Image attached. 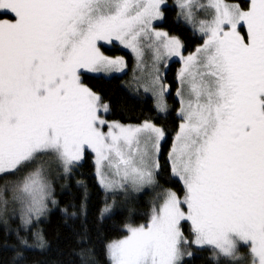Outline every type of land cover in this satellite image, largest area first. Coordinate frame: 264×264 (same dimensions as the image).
<instances>
[{
	"label": "snow or ice",
	"instance_id": "obj_1",
	"mask_svg": "<svg viewBox=\"0 0 264 264\" xmlns=\"http://www.w3.org/2000/svg\"><path fill=\"white\" fill-rule=\"evenodd\" d=\"M177 7L204 38L187 55L179 36L156 26L167 0H0V218L20 221L5 242L12 264L48 250L38 225L53 208L75 238L72 254L97 264L93 232L98 239L121 199L126 217L104 245L108 264H191L206 250L213 264H264V0ZM116 43L133 54L137 92L151 94L162 119L178 59L174 130L152 116L112 119L111 100L86 82L125 72V58L105 51ZM90 155L103 207L94 214L83 180L60 207L56 186ZM166 173L170 187L160 183ZM145 189L154 196L137 224Z\"/></svg>",
	"mask_w": 264,
	"mask_h": 264
},
{
	"label": "trees",
	"instance_id": "obj_2",
	"mask_svg": "<svg viewBox=\"0 0 264 264\" xmlns=\"http://www.w3.org/2000/svg\"><path fill=\"white\" fill-rule=\"evenodd\" d=\"M175 8L169 7L165 13V19L159 26L164 28L171 35L179 36L185 44V52L194 50L201 42L202 37L198 36L189 26L176 20ZM108 53L122 54L128 58L130 55L119 49H105ZM179 66L178 60H173L169 63L167 68V82L170 84V95L168 98L171 100L172 89L176 86L175 74ZM125 75L113 76L111 79H96L93 74H89L86 80L97 91L102 92L105 97L111 100L115 115L112 119L119 120L122 123H138L140 119L145 116H152L156 118L157 122L165 123L169 129L174 130L178 125V120L174 111L169 112L166 119L158 116L153 107V101L149 97L135 96L122 85V80ZM174 131L170 133L167 143L163 147V159L166 160L167 151L171 145V136ZM82 166L75 170L72 177L67 182V187L61 188L56 186V198L61 202L60 207L66 205L70 199V193L76 192V181L83 180L87 183L91 193V204L94 214L96 210L103 206L105 195L102 189L99 188L95 178L94 161L90 155L81 162ZM167 173L160 179V183L164 186H172L171 181H167ZM1 182V181H0ZM152 197V192L146 190L138 194L136 206L138 208V215L135 223H144L145 217L143 213L148 210L149 202ZM126 217V213L121 212L119 208L113 220H108L97 225L99 227V238H96L95 230L93 237L95 241V260L97 264H108V259L105 254L104 245L110 239L119 238L122 234L119 230L112 228L113 223H121ZM18 226V222L16 227ZM15 227V228H16ZM38 227L43 229L46 233V238L50 247L44 253L39 251H29L26 253L25 264H81L80 258L73 255V249L78 251V246L75 243V238L72 236L70 229L62 223V214L59 208L52 209L51 213L39 224ZM15 228L0 227V264H12L14 253L10 248L5 247V242L9 245L15 242V238L8 234V230ZM196 251V250H195ZM212 254L210 250L196 251L195 257L192 259L191 264H213Z\"/></svg>",
	"mask_w": 264,
	"mask_h": 264
},
{
	"label": "rangeland",
	"instance_id": "obj_3",
	"mask_svg": "<svg viewBox=\"0 0 264 264\" xmlns=\"http://www.w3.org/2000/svg\"><path fill=\"white\" fill-rule=\"evenodd\" d=\"M200 2H201V3H204V4H207V3L209 2V0H200ZM226 2H231V0H226ZM177 3H178V0H167V4H168V6H169V7H173V8L176 9V10H175V12H176V20H179V21H181L182 23L186 24V25L189 26V27H190V28H191V29H192V30H193L198 36L202 37V42H201L197 47L201 46V45L203 44V39H204V38H203L202 34L197 30L198 25H197V27H193V25H191V24L185 22V21L183 20L182 17L178 18V15H177V14H178V12H179V8L177 7ZM209 11H210V10H208V11L198 10L197 13H196V15H197V19L199 20V19H205V18H207L208 15H209ZM161 22H163V20H162V21H158V22H156V26H157L158 28H160L161 30L166 31L164 28H162L161 26H159V24H161ZM197 47H196V48H197ZM114 48H119V49H121V50L127 52V53L130 55V58H128V57H126V56H124V55H122V54H113V53H108V52H106V54L111 55V56H123V57L125 58V60L127 61V65H128V67L126 68L125 72H124V73H115V74H113V76H122V75H125V77H124L123 80H122V85H123L124 87H126V88L131 92V94H133V95H135V96L149 97V98H151V100L153 101L151 94H150V93L145 94V93L143 92V89H142V88H140V89H139V92H137V87H138V86H137V84H136V82H135V80H134V78H133V67H134V64H135V59H134V56H133V54L131 53V51H130L129 49H125L123 46L119 45L118 43H116L115 46H109L107 49H114ZM196 48H195V49H196ZM195 49L192 50V51H190V52H194ZM188 53H189V52H185V55H187ZM150 56H151V53L148 52L147 49H146V59H147V60H150ZM173 60H178V59H177V58H173L172 61H173ZM170 62H171V61H170ZM170 62H169V63H170ZM179 67H180V63H179L178 68H179ZM178 68H177V69H178ZM93 75H94V74H93ZM176 87H177V85L172 89V95H171L172 98H171V100H170V99L168 98V96H167V104H168V107H169V112L174 111L175 114H176V109H178V107H179V102H178V99H177V97H176V95H175ZM93 161H94V160H93ZM0 183H2V181H1ZM165 187H170V186H165ZM146 190L152 192V197H151V199H152L153 196H154V192H153L151 189H145L144 191H146ZM144 191H143V192H144ZM143 192H141V193H143ZM141 193H139V194H141ZM7 195L10 196L11 194H10V193H7ZM104 195H105V194H104ZM109 202H111V201L109 200ZM121 203H122V199L118 201V207H117V209L119 208V204H121ZM102 207H103V206H102ZM53 209H54V208H53ZM17 222H18V225H19L20 221H19V217H18V215H17L14 219H9L8 225H5L4 222H3V219L0 218V227H5V228H15L16 225H17ZM193 251H195V246L193 247ZM210 252H211V251H210Z\"/></svg>",
	"mask_w": 264,
	"mask_h": 264
},
{
	"label": "flooded vegetation",
	"instance_id": "obj_4",
	"mask_svg": "<svg viewBox=\"0 0 264 264\" xmlns=\"http://www.w3.org/2000/svg\"><path fill=\"white\" fill-rule=\"evenodd\" d=\"M177 85V84H176Z\"/></svg>",
	"mask_w": 264,
	"mask_h": 264
}]
</instances>
